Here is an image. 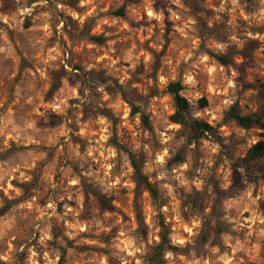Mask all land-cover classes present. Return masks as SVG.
Wrapping results in <instances>:
<instances>
[{"label":"rangeland","instance_id":"rangeland-1","mask_svg":"<svg viewBox=\"0 0 264 264\" xmlns=\"http://www.w3.org/2000/svg\"><path fill=\"white\" fill-rule=\"evenodd\" d=\"M262 83L264 0H0V264H264Z\"/></svg>","mask_w":264,"mask_h":264},{"label":"trees","instance_id":"trees-1","mask_svg":"<svg viewBox=\"0 0 264 264\" xmlns=\"http://www.w3.org/2000/svg\"><path fill=\"white\" fill-rule=\"evenodd\" d=\"M116 15H123V10L118 9L116 11ZM93 40L97 42H102V38L100 37H92ZM219 60L225 62V59L222 57H218ZM167 91L170 93L173 104H174V112L170 115L169 120L172 123L179 124L183 127L187 126L191 131V138L196 139L199 136L203 135L206 132L212 130V127L206 122L202 121L199 118H192L188 116V112L190 109V105L185 97L181 95L182 86L179 82H170L167 85ZM261 102L259 109L250 114H241L239 113L235 106H232L228 115L235 121V123L242 129H251L257 128L260 130L259 139L254 142L247 149L243 161L245 163H251L254 161H264V83L261 84L260 90ZM200 108L206 106V100L201 98L198 100ZM137 112V111H134ZM141 120L144 125H148V119L145 115H141ZM133 164V181L137 186H142L149 194L155 198L156 190L150 185L147 181L146 177L142 175L136 166L135 162ZM5 208H0V215L5 212ZM166 234L164 232L163 225L161 226V232L159 235V242L155 246V258H158L162 251L168 249ZM63 259V257H62Z\"/></svg>","mask_w":264,"mask_h":264}]
</instances>
